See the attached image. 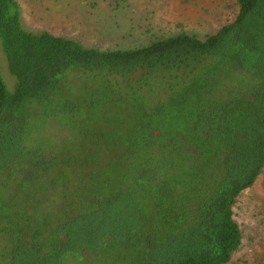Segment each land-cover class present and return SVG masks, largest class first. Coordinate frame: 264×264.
<instances>
[{
  "label": "trees",
  "instance_id": "16d2710c",
  "mask_svg": "<svg viewBox=\"0 0 264 264\" xmlns=\"http://www.w3.org/2000/svg\"><path fill=\"white\" fill-rule=\"evenodd\" d=\"M235 5L205 39L103 50L0 0V264L232 262L264 175V0Z\"/></svg>",
  "mask_w": 264,
  "mask_h": 264
},
{
  "label": "rangeland",
  "instance_id": "374dc122",
  "mask_svg": "<svg viewBox=\"0 0 264 264\" xmlns=\"http://www.w3.org/2000/svg\"><path fill=\"white\" fill-rule=\"evenodd\" d=\"M28 31H48L87 48L128 49L179 33L200 38L235 20V0H18ZM2 74L14 89L5 59ZM113 115V113H110ZM243 246L230 264L264 263V175L236 208Z\"/></svg>",
  "mask_w": 264,
  "mask_h": 264
}]
</instances>
